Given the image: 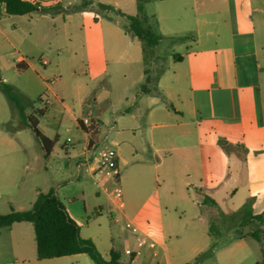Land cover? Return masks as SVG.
<instances>
[{
    "label": "crops",
    "instance_id": "crops-1",
    "mask_svg": "<svg viewBox=\"0 0 264 264\" xmlns=\"http://www.w3.org/2000/svg\"><path fill=\"white\" fill-rule=\"evenodd\" d=\"M99 2L125 15L138 13L137 0H94L93 6ZM254 2L157 0L148 16L162 41L149 66L142 43L125 32L124 17L110 11L89 24L93 54L98 63L104 57L102 63L111 65L107 79L130 77L123 98L112 103L110 143L119 154L121 174L99 187L108 193L113 185L124 184L126 200L119 211L157 244L155 252L139 249L141 235L132 233L136 245L127 239L130 261L121 255V263L192 264L200 257L206 264L262 263L252 258L254 247L264 255V237L257 240L252 234L263 233L264 223L250 220L264 213V66ZM14 65L30 67L23 57ZM147 78L148 92L143 93ZM101 134V125L86 133L82 154L73 157L80 173L76 198L60 194L80 234L89 224L81 205L73 202L85 197L81 170L91 176L87 161L96 155ZM54 139L59 141V134ZM224 145L231 146L228 152ZM24 210L19 206L18 211ZM213 217L226 219L225 228L217 231L218 242ZM26 223L0 228V264H95L86 254L39 260L34 227L31 232ZM248 225L255 231L244 232Z\"/></svg>",
    "mask_w": 264,
    "mask_h": 264
},
{
    "label": "rangeland",
    "instance_id": "rangeland-1",
    "mask_svg": "<svg viewBox=\"0 0 264 264\" xmlns=\"http://www.w3.org/2000/svg\"><path fill=\"white\" fill-rule=\"evenodd\" d=\"M49 1V5L60 4L62 10L56 13L3 17L4 7L0 5V84L13 89L19 97L22 112L28 119L34 118L39 122L38 129L42 134L50 139L59 134V141L47 158L43 155L42 145L34 131L24 126L19 108L0 89L2 215L11 213L13 209L18 211L21 205L25 208L24 211L31 210L40 193L53 191L60 200L63 199L60 194L71 195L70 199L76 198V176L80 173L73 157L82 154L87 142L86 132L80 122L89 118L99 127L101 125V145L96 156L104 150L114 149L110 143L111 134L114 133L111 128L115 125L112 103L123 98L125 85L130 83V77L110 82L107 79L110 63L109 66L107 61L103 64L104 57L98 63L97 55L93 54L89 24L94 18L110 14L98 8V4L102 3H96L82 11L75 8L82 0ZM156 1L146 3L147 14L155 11ZM254 1L259 57L264 66V0ZM120 20L124 23L125 30L129 22L125 18ZM19 57L29 63V69L16 68L14 63ZM43 62L47 65L43 66ZM261 88L264 99V73ZM41 110L45 112L44 115L39 114ZM99 113H102L100 120L96 119ZM90 155L93 156L92 151ZM81 171V177L86 181L85 197L73 202L81 205L85 221L89 224L88 227L81 228V234L94 240L104 259L109 257L111 250H115L122 255L123 261L129 263L130 256L126 254L124 247L127 239L133 241L132 232L126 229L127 221L113 202L114 185L110 188V195L109 192L104 193L86 172V168ZM120 188L123 199L126 200V186L123 184ZM84 207L86 211L83 212ZM225 220L213 217L211 227L216 242L219 240L217 231L225 228ZM26 225L32 232V224ZM238 227H233V230L239 229ZM255 229L248 225L244 232ZM33 235L35 243L34 231ZM133 245H136L135 241ZM256 252L254 247L252 259L264 264V255ZM204 260L206 259L200 257L192 264H206Z\"/></svg>",
    "mask_w": 264,
    "mask_h": 264
},
{
    "label": "trees",
    "instance_id": "trees-1",
    "mask_svg": "<svg viewBox=\"0 0 264 264\" xmlns=\"http://www.w3.org/2000/svg\"><path fill=\"white\" fill-rule=\"evenodd\" d=\"M149 1L151 0H137L138 13L134 16L125 15L111 6L98 4L101 11H111L128 20L129 24L125 27V32L142 43L145 66L149 64L153 51L162 41V37L156 32L151 24L150 17L146 13L145 5ZM49 2V0H0V5L5 8V17L24 16L32 13H56L62 10L60 4L56 6L49 5ZM93 4L94 0H82L81 4L75 8L84 11L92 7ZM145 73L146 75L149 74L147 69ZM149 82L150 79L147 78L146 83L141 88L143 93L148 92ZM0 89L19 108L24 126L34 131L42 145L45 156L48 158L53 152L58 139L51 140L45 137L38 129L39 122L34 118L28 119L24 115L19 97L10 86L0 84ZM43 113L42 110L39 111L40 115H43ZM80 126L88 134L95 132H90L81 122ZM223 148L228 152L231 146L224 145ZM251 220L264 223V213ZM19 222H29L33 225L37 244V258L39 260L86 254L95 264H123L120 262V253L112 250L110 260H106L93 240L81 236L79 225L69 215L66 207L53 191L47 194L40 193L29 211H12L6 215L0 214V228L10 227ZM262 235L264 237V232L261 234L254 233L252 237L261 240Z\"/></svg>",
    "mask_w": 264,
    "mask_h": 264
},
{
    "label": "built area",
    "instance_id": "built-area-1",
    "mask_svg": "<svg viewBox=\"0 0 264 264\" xmlns=\"http://www.w3.org/2000/svg\"><path fill=\"white\" fill-rule=\"evenodd\" d=\"M43 65H47L46 62H43ZM50 102H48L49 104ZM82 124L90 132L96 131L98 128L97 123L89 118H85L82 121ZM70 142V140L68 141ZM87 165L91 168V176L93 180L98 185H103L111 180H117L120 177L121 170L119 166V154L115 149H107L101 152L99 155H95L92 159L87 161ZM112 195L116 200L117 206L119 208L123 207V194L119 186H117ZM126 229L130 230L134 234L141 235V238L138 241V248L142 249L144 247H149L152 251L156 250V242L154 240L149 241V237L143 233L140 226L136 223L128 221L126 224Z\"/></svg>",
    "mask_w": 264,
    "mask_h": 264
}]
</instances>
